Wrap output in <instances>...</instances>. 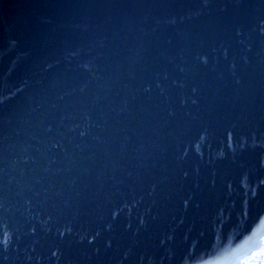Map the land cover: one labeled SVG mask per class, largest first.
<instances>
[{
  "label": "water",
  "instance_id": "obj_1",
  "mask_svg": "<svg viewBox=\"0 0 264 264\" xmlns=\"http://www.w3.org/2000/svg\"><path fill=\"white\" fill-rule=\"evenodd\" d=\"M0 264H264V0H0Z\"/></svg>",
  "mask_w": 264,
  "mask_h": 264
}]
</instances>
